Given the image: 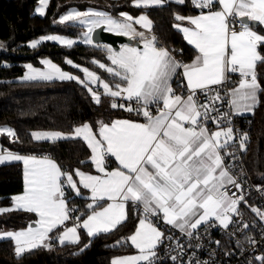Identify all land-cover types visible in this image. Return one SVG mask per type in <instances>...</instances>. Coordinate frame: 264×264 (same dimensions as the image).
Returning a JSON list of instances; mask_svg holds the SVG:
<instances>
[{
	"label": "snow or ice",
	"instance_id": "obj_1",
	"mask_svg": "<svg viewBox=\"0 0 264 264\" xmlns=\"http://www.w3.org/2000/svg\"><path fill=\"white\" fill-rule=\"evenodd\" d=\"M49 2L39 0L35 11L45 15ZM131 2L133 7L147 9L163 6L168 0ZM175 2L184 5L186 0ZM191 3L201 10L199 14L174 13L176 23L172 25L195 49L196 55L190 62L178 60L174 55L177 50L161 43L147 13L134 17L120 12L113 16L91 8L70 9L53 21L86 29L81 41L105 52L110 62L93 58L92 64L104 70L113 82L72 59H66L65 63L82 72L83 78L62 70L51 59H43V70L27 64L21 79L75 81L86 89L96 105L108 97L112 109L135 113L142 121H97L95 131L91 123L84 122L74 126L71 133H31L34 141L82 139L90 149L88 162L94 166L95 174L80 168L63 171L47 155H21L0 147V164L22 162L24 166V190L10 197L11 206L0 207V215L24 211L37 217L24 229L0 231V240L14 242L17 257L41 247L51 250L54 243L80 245V230L89 238L80 249L84 251L93 237L110 234L128 221L129 204L138 209L135 230L110 246L129 245L136 253L115 256L110 264H157L158 249L166 240L173 242L176 251L170 259L178 261L184 255L185 245L178 237L166 235L154 223L155 219L189 239L193 236L199 239L201 226L218 224L228 229L235 223L233 218L240 215L239 205L247 201L243 194L231 191L234 187L239 192L243 185L225 161L238 160L230 149L238 144L241 152L246 151L249 139L246 132L237 136L231 126V115L245 112L254 115L260 103L259 93L264 92L257 73L258 64H264L261 51L264 34L249 23L264 26V0H191ZM98 29L126 37L130 43L117 50L110 44L97 42L94 33ZM42 41H56L69 48L77 43L61 35H47L32 40L29 46L35 49ZM231 74H238L239 82L222 95L220 89L230 82ZM174 81L186 95L177 92ZM200 93L205 96L204 103L198 100ZM225 101L230 112H220L217 107ZM224 121L227 126H223ZM209 122L216 130H210ZM0 135H6L13 143L19 140L9 127H0ZM110 158H114L117 167L109 169ZM66 189L75 196H81L82 189L88 191L86 215L73 216L79 210L70 207ZM251 211L264 220V211L254 206ZM248 239L256 243L251 237ZM255 259L264 264V254ZM188 264L208 262L190 260Z\"/></svg>",
	"mask_w": 264,
	"mask_h": 264
},
{
	"label": "trees",
	"instance_id": "obj_2",
	"mask_svg": "<svg viewBox=\"0 0 264 264\" xmlns=\"http://www.w3.org/2000/svg\"><path fill=\"white\" fill-rule=\"evenodd\" d=\"M37 0H0V127L15 130L19 140L15 143L6 135H0V146L18 153L49 155L63 171L71 172L76 168L93 171L88 162L90 150L82 139H65L56 142L34 141V131L59 130L72 132L74 126L89 122L97 129L96 122H108L116 117H139L122 109H112L110 98L103 97L102 103L96 105L84 87L75 81H27L19 80L24 63H38L41 56L47 55L62 67H68L65 58L95 69L103 75L104 71L92 64L93 58L107 61L102 50L77 42L69 48L54 41H42L33 49L29 41L47 32H63L80 34L83 27L79 25L54 23L59 14L68 7L79 9L93 7L103 9L111 14L125 10L132 14L144 11L154 22V32L162 44L176 49L182 61L187 62L195 50L184 40L181 32L172 25L174 13L181 15L196 12L191 0L184 5L175 1L159 7L136 8L131 0H50L45 15L36 14L33 9ZM257 30L264 34V27L257 25ZM180 50L182 55L179 54ZM264 53V46L261 47ZM6 65V66H5ZM258 79L264 87V64L257 66ZM260 103L255 114H247L250 123L246 127L248 133L247 150L243 151L245 167L255 181L264 179V92L259 93ZM80 161H85L81 164ZM109 164V163H108ZM23 189V168L21 162L0 164V206L8 205L10 197ZM70 204L78 212L87 214V200L75 196L66 190ZM129 219L110 234L93 237L90 247L80 251L88 243L84 230L81 231L80 245L54 243L51 250L38 248L20 257L14 254V244L10 239L0 240V264H108L111 255L117 252H129V245L111 247L115 239L127 237L137 223L138 209L128 206ZM33 213L13 211L0 215V228H19L33 219Z\"/></svg>",
	"mask_w": 264,
	"mask_h": 264
},
{
	"label": "built area",
	"instance_id": "obj_3",
	"mask_svg": "<svg viewBox=\"0 0 264 264\" xmlns=\"http://www.w3.org/2000/svg\"><path fill=\"white\" fill-rule=\"evenodd\" d=\"M236 27L238 30V22ZM229 79L230 82L220 89L222 95L224 90L229 89L230 85L240 77L238 74H231ZM198 100L200 103H204V94H198ZM217 107L220 112L231 111L226 101L218 104ZM249 123L250 118L247 115H231V126L236 131L237 136L246 132ZM223 126H227V121H224ZM208 127L212 130L215 125L209 122ZM230 150L235 152L238 160L231 161L226 158L225 162L231 168L232 174L243 185L242 190L239 192L230 186L231 191L236 192L237 195L243 194L247 201L246 204L242 202L239 205L240 215L233 218L235 223L231 224L228 229H224L218 224L212 227L201 226L198 230L199 239L196 236L189 239L187 236L180 234L178 230L170 228L159 219H155L156 223L161 224L166 235L178 237L180 243L185 245L184 255L180 256L178 261H172L170 256L175 255L176 251L173 250V242L166 240L158 249L159 259L157 264H188L190 260L193 262L196 260L207 261L208 264H261L255 257L264 254V220H261L256 213L251 211V206L264 211V179L255 181L249 175L245 167L243 152L239 150L238 144ZM70 207H74V205L70 204ZM76 215V213H73V216ZM244 224H247L248 227L244 228ZM249 237L254 239L256 243L252 244L248 239ZM121 238L115 239L112 245ZM215 241H220V243L216 244ZM197 244L200 247H196ZM189 245L191 246L189 247Z\"/></svg>",
	"mask_w": 264,
	"mask_h": 264
},
{
	"label": "crops",
	"instance_id": "obj_4",
	"mask_svg": "<svg viewBox=\"0 0 264 264\" xmlns=\"http://www.w3.org/2000/svg\"><path fill=\"white\" fill-rule=\"evenodd\" d=\"M172 1H175V0H172ZM39 6V0H38V2H37V4L35 5V7H34V12L36 13V14H38L36 11H35V9L37 8ZM96 9V10H101V11H106V10H103V9H97V8H93V7H86V8H84V9H79V8H77V7H75V6H70V7H68L64 12H62L61 14H59V16L60 15H63V14H65L67 11H69L70 9H77V10H80V11H85V10H87V9ZM215 10V9H214ZM201 10H198V11H196V12H193V13H189V14H185L184 16H195V15H198L199 14V12H200ZM203 11H208V9H203ZM108 12V11H107ZM120 12H127V13H129V14H131L132 16H134V17H137V16H139L140 14H142V13H146V12H144V11H141V12H139V13H137V14H132V13H130V12H128V11H125V10H121V11H118L117 13H115V14H112L113 16H118L119 15V13ZM40 15V14H39ZM59 16H58V19H59ZM150 18V17H149ZM176 23V22H175ZM186 23V22H185ZM251 24V26L253 27V29L255 30V31H257L259 34H262V33H260L258 30H257V28H256V26L257 25H259V24H253V23H250ZM259 26H261V25H259ZM262 27H264V26H262ZM83 30L85 31L86 29H84L83 28ZM182 34V33H181ZM183 36V35H182ZM100 43H102V42H100ZM124 43H130V42H121V43H119L118 44V47L116 48L117 50L119 49V47L122 45V44H124ZM106 44H108V43H106ZM188 44V43H187ZM191 46V45H190ZM192 47V46H191ZM193 48V47H192ZM195 50V49H194ZM106 54V53H105ZM175 55V54H174ZM196 55V52H194V54H193V56L191 57V59H189L187 62H190L192 59H193V57ZM176 58L179 60L180 58L176 55ZM97 60H99V59H97ZM181 60V59H180ZM100 61H102V62H104V63H106V64H109L110 62L107 60V61H103V60H100ZM88 68H90V67H88ZM90 69H92L93 71H96L95 69H93V68H90ZM104 71V70H103ZM97 72V71H96ZM98 74H99V72H97ZM102 78H104L105 80H107L109 83H112L113 81H112V79L108 76V74L107 73H105L104 72V74L103 75H101V74H99ZM118 82V81H117ZM238 82H239V79H237L235 82H233L231 85H230V87H229V89H231V88H233V87H235L236 86V84H238ZM173 87L174 88H176V90H177V92L178 93H181V92H183L185 95L187 94L186 92H185V90L183 89V88H179V87H177V84H176V82L174 81L173 82ZM101 91H102V89H101ZM247 114H250V113H243V114H241V115H247ZM114 119H131V120H141L142 121V117H130V116H122V117H116V118H114ZM114 119H112V120H114ZM112 120H110V121H108V122H106V123H110ZM84 123V122H83ZM83 123H81V124H83ZM81 124H79V125H81ZM97 130V129H96ZM212 130H216V128H214V129H212ZM46 131V130H45ZM47 131H49V130H47ZM53 131H59V130H53ZM95 131V130H94ZM60 132H62V131H60ZM64 133V132H63ZM71 133V132H70ZM90 150V149H89ZM19 154H21V155H36V156H38V157H40V156H45V154H28V153H19ZM90 154H91V152H90ZM47 156H49V155H47ZM50 157V156H49ZM52 158V157H51ZM53 159V158H52ZM53 160H55V159H53ZM57 162V161H56ZM109 163V164H108ZM21 164H23L22 162H21ZM58 164V163H57ZM59 165V164H58ZM107 165H108V167H109V169H111V168H115V167H117L118 165H117V162L114 160V158H110L108 161H107ZM93 168H94V166H93ZM83 171H85V170H83ZM86 172H91V173H93V174H95V169L93 170V171H86ZM23 190H24V179H23V189H22V191H20V192H18V193H15V194H13V195H16V194H19V193H22L23 192ZM88 195H89V193H88V191L87 190H84V189H82V197H84V198H86V202H87V204L90 202V200H88L87 199V197H88ZM11 201H10V203L8 204V205H3V206H0V207H8V206H11ZM103 203V202H102ZM86 215V214H85ZM154 223H156L155 221H154ZM137 224V223H136ZM157 224V226L158 227H160L161 228V230L163 231V228L161 227V224H158V223H156ZM136 226V225H135ZM24 227H26V226H22L21 227V229L22 228H24ZM4 229H9V228H4ZM130 250H131V248H130Z\"/></svg>",
	"mask_w": 264,
	"mask_h": 264
},
{
	"label": "rangeland",
	"instance_id": "obj_5",
	"mask_svg": "<svg viewBox=\"0 0 264 264\" xmlns=\"http://www.w3.org/2000/svg\"><path fill=\"white\" fill-rule=\"evenodd\" d=\"M37 2H38V0H37ZM37 2H36V4H37ZM36 4H35V5H36ZM34 7H35V6H34ZM33 11H34V9H33ZM83 32H84V30L81 31L80 34H67V33H63V32H47V33L42 34V35H40V36H38V37H36V38L31 39V40L29 41V44H30V42H31L32 40H34V39H39L40 37H42V36H47V35H61V36H64V37H66V38H70V39L77 40V42H82L81 39H80V37H81V34H82ZM54 42H56V41H54ZM56 43H59V42H56ZM43 59H51L52 62L55 63V64H57V65H59V66L61 67L62 70L67 71V72H70V73L75 74V75H78V76H81V78H83V73L80 72L78 69L73 68V67L70 66V65H67L68 67H62L59 63H57L56 61H54L52 58H50V57L47 56V55H44V56H41V57L39 58L38 63H34V62H30V61L24 63V70H23V73H22V75L18 76L17 79L22 80L21 78L24 76L25 72L27 71V69H26V67H25V65H27V64H32L34 67H36V68H40V69L43 70V69L45 68V66H44L43 64H41V61H42ZM66 59H70V58H65V60H66ZM74 63H76V62L74 61ZM76 64H78V63H76ZM79 65H80V64H79ZM81 66H83V65H81ZM83 67H86V66H83ZM89 69H90V68H89ZM90 70H92V69H90ZM7 149H8V150H11V149H9V148H7ZM11 151H12V152H15V153H18V152L14 151V150H11ZM18 154H19V153H18ZM22 168H24L23 164H22ZM36 219H37V217H36V215L34 214V215H33V219H32L31 221H29V222H28L26 225H24V226L27 227L29 223L35 221ZM71 223H72V222L70 221V222L68 223V226H71ZM26 227H24V228H26ZM24 228H22V229H24ZM20 229H21V227H19V228H18V227H17V228H15V227H11V228H9V229L0 228V231L20 230ZM60 230L62 231V229H60ZM134 230H135V228L133 229V231H134ZM133 231H132V232H133ZM132 232H130V234H131ZM130 234H129V235H130ZM12 242H13V241H12ZM13 244H14V242H13ZM129 247L131 248V250H130L129 252H127V251H125V252H117V253H114L113 255H111L110 258H109V263H108V264H110V260H111V258H113V257H115V256L135 254V253H136V249H134V247H131V246H129Z\"/></svg>",
	"mask_w": 264,
	"mask_h": 264
},
{
	"label": "water",
	"instance_id": "obj_6",
	"mask_svg": "<svg viewBox=\"0 0 264 264\" xmlns=\"http://www.w3.org/2000/svg\"><path fill=\"white\" fill-rule=\"evenodd\" d=\"M249 23H252V22H249ZM94 39L97 42L108 43L112 45L114 48H117L118 44L121 42H130L126 37L118 36L114 33L106 32L100 29H98L94 33Z\"/></svg>",
	"mask_w": 264,
	"mask_h": 264
}]
</instances>
